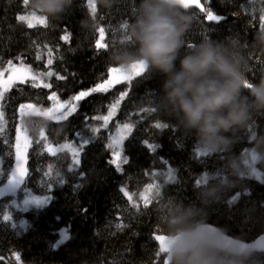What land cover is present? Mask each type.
Wrapping results in <instances>:
<instances>
[{
  "label": "trees",
  "instance_id": "obj_1",
  "mask_svg": "<svg viewBox=\"0 0 264 264\" xmlns=\"http://www.w3.org/2000/svg\"><path fill=\"white\" fill-rule=\"evenodd\" d=\"M200 2L224 20L213 23L204 12L179 9L189 17L180 55L212 43L239 65L248 81L258 82L264 77V44L258 39L264 33L259 19L263 2ZM150 6L165 7L157 0H68L58 16H45V25L29 28L18 20L32 12L23 0H0V71L21 64L38 74L53 73L43 78L51 87L27 80L12 86L0 104L4 178L15 164L20 123L29 139L20 190L48 199L24 212L10 205V197L0 199V264H170L171 256L162 255L155 242L157 234L172 237L204 224L243 242L264 234V163L257 150L264 145V112L254 111L245 127L226 134L227 145L208 149L165 100L166 77L148 65L127 82L72 99L106 80L112 68L129 64L138 49L133 31ZM98 41L105 47H97ZM51 93L60 103L75 104L74 111L59 121L33 115L19 120L22 104L49 107ZM117 100L108 123L96 119ZM121 123L130 124L131 130L118 169L108 145ZM156 123L166 127L158 129ZM47 143L76 147L78 164L68 151L48 153ZM248 151L258 155L261 181L246 173ZM237 167L241 170L234 175L232 168ZM149 184L160 189L156 195L149 190L146 204L141 193ZM228 264H264V254L232 256Z\"/></svg>",
  "mask_w": 264,
  "mask_h": 264
},
{
  "label": "clouds",
  "instance_id": "obj_2",
  "mask_svg": "<svg viewBox=\"0 0 264 264\" xmlns=\"http://www.w3.org/2000/svg\"><path fill=\"white\" fill-rule=\"evenodd\" d=\"M67 3L68 0H29L28 7L38 15L55 17ZM188 23L189 17L179 10L175 0H165V7L146 8L133 31L137 53L127 63L142 61L163 74L165 100L173 113L186 129L195 130L205 148L214 149L227 145L226 134L245 127L254 111L264 112V77L258 82L248 81L239 65L212 43H201L180 55L181 37ZM258 39L264 44V33H258ZM257 150L264 163V145ZM240 170L232 168V173ZM208 192L216 195L214 189ZM172 239L170 264H228L232 257L230 250L213 243L207 233L194 229L174 232Z\"/></svg>",
  "mask_w": 264,
  "mask_h": 264
},
{
  "label": "rangeland",
  "instance_id": "obj_3",
  "mask_svg": "<svg viewBox=\"0 0 264 264\" xmlns=\"http://www.w3.org/2000/svg\"><path fill=\"white\" fill-rule=\"evenodd\" d=\"M260 1L263 2V4H264V0H260ZM263 13H264V11H263ZM28 14L29 13L20 14V15H28ZM31 18L35 19V20H32L34 26L45 25V24H43L46 22V17L44 15H38L37 12L32 11L31 12ZM98 43H100V41H98ZM146 66L147 65L144 64L142 61H136V62L129 63L127 65L115 68L116 72H113L112 71L113 68H112L110 73H109L108 78L99 84H105L107 89H109L112 86H114L120 82L129 81L130 79L124 78L125 75L132 74L131 75V79H132L133 77L136 76L134 74H139V73L143 72V70L146 69ZM25 69H31V68L28 66H25V65H21V64H19V65L10 64L4 70L0 71V91H3L4 87L9 83L11 84V86L8 87V90L11 89V87L16 85V84L23 83L27 80H32V77L34 75L37 76V79L35 80L36 84H39L40 86H43L44 84H48V83H46V81L43 80V78L48 77L46 75V73H48V72H45L44 75H39L38 73L34 72L32 69L30 72L25 71ZM108 81H113V83L107 84ZM90 91H87V92H90ZM6 92H4V94ZM4 94H3V96H4ZM53 94L54 93H51L50 97L53 96ZM2 99H3V97L0 98V104H1ZM50 100H51V105L49 107H46V108L37 107V106L32 105V104H22L20 106V109H19V120L21 121L24 116H28V115L43 116V117L50 118L54 121L61 120L59 118L60 113L61 112H68L69 106H67V104H65V103H60L58 98L56 101H54L52 99H50ZM57 101L59 103H57ZM60 104L65 105V107H63V108L59 107ZM114 104H112V105H114ZM119 104H120V100H119ZM118 105H116V107L114 109H111V106H110L107 114L104 116H107L110 109H111L113 112L111 117H113ZM51 109H56V111L53 112ZM73 111H74V109L71 112H73ZM0 113H2L1 109H0ZM111 117L109 118V120L111 119ZM3 121H4V118H3V114H2V118H0V128H3ZM108 121H107V123H108ZM103 122L105 123V121H103ZM125 124H128V123H121V124L116 125V128L111 132V135H110V141H111V144L113 145L112 148L114 151L120 152L121 161H122V144H123V141L126 138L127 134L129 133V130L124 127ZM18 129H21V132L19 134L21 136V144L23 145L24 137L27 136V133L24 129H22V126L20 123L18 124L17 130ZM17 134H18V132H17ZM17 134H16V137H17ZM27 138H28V136H27ZM118 140L121 141L120 144L116 143V141H118ZM16 142L17 141H15V145H16ZM28 142H29V139H28ZM65 144L69 145L70 147L61 149L60 146L65 145ZM45 149L50 154H55V153L62 152V151H68L69 153L72 154V149L77 150L76 147H73L68 143H62L59 145H51V144L47 143L45 145ZM27 150H28V148L26 149V152H27ZM75 159L76 160L74 161V164H78V162H79L78 152H77ZM257 161H258V155L252 151H248V153L245 155V158H244L246 173L248 175H250L251 177L261 181L263 179V176H262V173L259 171V169L256 166ZM25 167H26V165H25ZM15 170H16V157H15L14 167H13L12 171L10 172L9 176L5 179L4 175H3V170H2V162L0 160V199L3 197H6V196L10 197L11 198L10 205L13 208L20 210L22 212L27 211L29 209L44 206L47 203V200H48L47 198L41 197V196H36V195H33V194L28 193L26 191L23 193L20 190L21 184H22L24 178H21L20 183H18V184L15 183V181L12 179V174L15 172ZM17 175H18V173H17ZM20 192H22V193L20 194ZM144 194L146 196H148L149 191L144 192Z\"/></svg>",
  "mask_w": 264,
  "mask_h": 264
},
{
  "label": "snow or ice",
  "instance_id": "obj_4",
  "mask_svg": "<svg viewBox=\"0 0 264 264\" xmlns=\"http://www.w3.org/2000/svg\"><path fill=\"white\" fill-rule=\"evenodd\" d=\"M23 3H24V5H26V6L28 5L27 0H23ZM192 6H194V7H196V8H201V10H202V11L204 12V14L206 15L207 20H216V19H217V17H215V15H214L211 11H206V10H205V8L200 4V0H192V2L188 5V8H190V7H192ZM259 19H260V21H261V30H264V13H262V14L260 15ZM18 20L21 21V22H25V23H27V26H28L29 28L34 27V24H33L32 20H35V19H32V18H31V13H29L28 15H19V16H18ZM36 21H37V20H36ZM38 22H39V21H38ZM39 23H40V22H39ZM41 24H42V23H41ZM43 24H46V22L43 23ZM99 32H100V36L103 37V35H104V30L101 28V29H99ZM62 39H64L65 41H67V40L69 39V36H68V35H65L64 37H62ZM97 47H105V45L102 44V43H98ZM9 63H11V62H9ZM51 63H52V60L49 59V60H48V64H51ZM25 71L30 72L31 69H25ZM112 71H113V72H116V69L113 68ZM143 71H146V69H144ZM141 74H142V72L139 73V74H134V75H136V76H140ZM39 75H44V74H39ZM46 75H47L48 77H51V76L53 75V73H52L51 71H49L48 73H46ZM131 75H132V74L125 75L124 78H125V79H131ZM57 78H58V79H63L64 77H57ZM36 79H37V76L34 75V76L32 77V80L35 81ZM111 83H113V81H108V82H107V84H111ZM10 86H11V84L9 83V84H7V85L4 87L3 91H0V98L3 97L4 92H6V91L8 90V87H10ZM34 86L39 87L40 85H39V84H34ZM43 86L46 87V88L51 87L50 84H44ZM106 90H107V87H106L105 84H99V85H97L95 88L91 89L90 92H81V93H79L78 95H76L75 97H73L72 99L75 100V101H79V100H81L82 98L86 97L87 95H90L91 92H104V91H106ZM50 99H52V100H54V101L57 100V98H56V96H55L54 94H53V96L50 97ZM57 103H59V102L57 101ZM118 104H119V100H117L116 103H115L114 105L111 106V109H114V108L116 107V105H118ZM59 107L63 108V107H65V105L60 104ZM75 107H76L75 104H69V110H68V112H61L59 118H60V119H63L66 115L70 114L71 111H72L73 109H75ZM111 109H110V111H109V113H108L107 116L96 117V119H102L103 121H105V124H106L107 121L109 120V118H110V117L112 116V114H113V112H112ZM51 110H52L53 112L56 111V109H51ZM0 118H2V113H0ZM124 127L127 128L129 131L131 130V125H130V124H125ZM155 127L159 129V128H164V127H166V125H164V124H162V123H156V124H155ZM0 131H2V128H0ZM23 131H24V130H23ZM93 131H96V129H93ZM17 132H18L17 137H16V141H17V142H16V145H15L16 170H15V172L12 174V179L15 181V183L18 184V183H20L21 178H24V177L26 176V174H27V168L25 167V165H26V162H27V152H26V149H27L28 146H29V142H28V138H27V136H25V137H24V141H23V145H22V144H21V136H20V134H19V133L21 132V129H18ZM116 143H117V144H120L121 141L118 140V141H116ZM112 146H113L112 144H109V145H108L109 148H112ZM60 147H61V149H64V148H69L70 146L67 145V144H65V145H62V146H60ZM76 155H77V150H76V149H72V156H73V160H74V161L76 160V159H75ZM113 157H114V158L111 160V162L114 164V166H117L118 169H119V168H120V162H121V154H120V152H119V151H114V152H113ZM123 162H124V163H127V160L124 159ZM17 173H18V175H17ZM152 189H155V195H156V194L158 193L159 189H160V186H159V185L149 184V185L147 186V188L145 189V192H148L149 190H152ZM124 194H125L126 196H128V199H129V200L132 199V197L129 196L128 193H127L126 191H125ZM141 198L144 199V201H145L146 204L149 202V197L146 196L144 193H141ZM134 206H135V205H134ZM117 227H120V225H117ZM157 237H158V234L154 236L155 239H157Z\"/></svg>",
  "mask_w": 264,
  "mask_h": 264
},
{
  "label": "water",
  "instance_id": "obj_5",
  "mask_svg": "<svg viewBox=\"0 0 264 264\" xmlns=\"http://www.w3.org/2000/svg\"><path fill=\"white\" fill-rule=\"evenodd\" d=\"M157 1L160 4L165 5V0H157ZM191 2L192 0H175V4L179 6L180 10L187 11L190 9H195L198 10L200 13H203L201 8H196L194 6L188 8V5ZM222 20H224V18L217 17L216 20H207V21L218 23ZM194 230L197 233H207L210 236L213 243L219 245L221 248L230 250L232 252V256L234 257H244L251 254H264V234L260 235L251 242H243L225 235L218 228L208 224L199 225ZM155 242L162 255L169 254V249L173 244L172 237L158 236L157 239H155Z\"/></svg>",
  "mask_w": 264,
  "mask_h": 264
}]
</instances>
